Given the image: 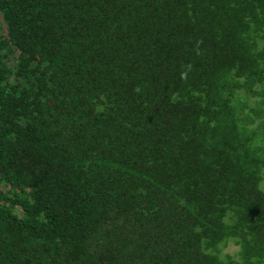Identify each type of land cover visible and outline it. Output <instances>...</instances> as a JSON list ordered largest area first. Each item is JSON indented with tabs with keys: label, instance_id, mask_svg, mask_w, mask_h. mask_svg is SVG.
<instances>
[{
	"label": "trees",
	"instance_id": "16d2710c",
	"mask_svg": "<svg viewBox=\"0 0 264 264\" xmlns=\"http://www.w3.org/2000/svg\"><path fill=\"white\" fill-rule=\"evenodd\" d=\"M263 172L264 0H0V264H264Z\"/></svg>",
	"mask_w": 264,
	"mask_h": 264
},
{
	"label": "rangeland",
	"instance_id": "374dc122",
	"mask_svg": "<svg viewBox=\"0 0 264 264\" xmlns=\"http://www.w3.org/2000/svg\"><path fill=\"white\" fill-rule=\"evenodd\" d=\"M259 190L264 192V172L262 173L261 181L259 183ZM238 248L233 243L229 242L223 249L224 254L233 256L237 252Z\"/></svg>",
	"mask_w": 264,
	"mask_h": 264
}]
</instances>
